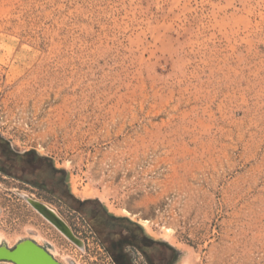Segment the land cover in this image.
Masks as SVG:
<instances>
[{
    "label": "rangeland",
    "instance_id": "1",
    "mask_svg": "<svg viewBox=\"0 0 264 264\" xmlns=\"http://www.w3.org/2000/svg\"><path fill=\"white\" fill-rule=\"evenodd\" d=\"M0 153V246L264 264V0H0ZM69 191L160 246L121 250Z\"/></svg>",
    "mask_w": 264,
    "mask_h": 264
},
{
    "label": "crops",
    "instance_id": "2",
    "mask_svg": "<svg viewBox=\"0 0 264 264\" xmlns=\"http://www.w3.org/2000/svg\"><path fill=\"white\" fill-rule=\"evenodd\" d=\"M29 152V151H28ZM0 159H4L7 163L9 162L10 158L7 155H3L0 153ZM14 165V164H13ZM58 169L56 167H54V165H52V172L51 174L55 176V173ZM43 175L45 176V178H47V173H43ZM49 179H52V176L49 175L48 177ZM71 193V192H70ZM72 194V193H71ZM78 198V197H77ZM81 200V199H80ZM87 200V199H84ZM81 200V201H84ZM101 202V201H100ZM103 206V207H102ZM83 212L88 213H92L91 215L94 214V216H98V219L100 220L101 218L105 221H109L111 223L110 225V231H115V236L114 238L117 237V241L119 243V245L121 246V250H122V244L125 246H133L134 248L138 245L141 246L139 243H142L143 237L145 239H147L148 245H144V247L146 246L147 249L149 250H143V252L147 251L149 252H155L153 251V248H158V246H160V241L157 239H153V237L149 236L146 231L144 230V227L142 225H140V223H138L137 221L132 220L129 217L126 216H122V215H116L114 213H112L110 210H107L104 208V205L101 202V206H99L98 204H85L84 208L82 209ZM102 213V214H101ZM122 218H127L125 222L122 223ZM101 219V220H102ZM137 224V225H136ZM137 227H136V226ZM111 236V234H110ZM146 236H149L148 238ZM142 238V239H140ZM124 239V240H123ZM138 239H140L138 241ZM137 240V244H135V241ZM134 243V244H133ZM150 244V245H149ZM148 246V247H147ZM154 246V247H153ZM158 250V249H157ZM156 254H158V252H156Z\"/></svg>",
    "mask_w": 264,
    "mask_h": 264
},
{
    "label": "water",
    "instance_id": "3",
    "mask_svg": "<svg viewBox=\"0 0 264 264\" xmlns=\"http://www.w3.org/2000/svg\"><path fill=\"white\" fill-rule=\"evenodd\" d=\"M30 202L42 215H44V217H46L51 223H53L64 235H66L70 240L74 241L75 243L80 244V240L73 234V232L64 223V221L60 219V217H58L51 209L36 201H30ZM32 246L35 248L39 247L41 253L44 256H47L52 264H60L45 249L38 246L35 242L31 240L22 241L13 249H8L4 246H0V250H1L0 264H7V263L33 264V261H31L28 255H27V261L22 257V255L25 254L24 249L26 247H32Z\"/></svg>",
    "mask_w": 264,
    "mask_h": 264
},
{
    "label": "trees",
    "instance_id": "4",
    "mask_svg": "<svg viewBox=\"0 0 264 264\" xmlns=\"http://www.w3.org/2000/svg\"><path fill=\"white\" fill-rule=\"evenodd\" d=\"M27 155V154H26ZM67 194L72 198V200L75 202V205H70V207H71V209L72 210H75V211H77L78 213H80V214H82V215H91L90 213H86V212H83L82 211V209L84 208V205L86 204H98L99 206H101V202L97 199H87V200H84V201H81L79 198H77L75 195H73V194H71L70 193V191L69 192H67ZM103 207V206H102ZM95 219H98V216H96L95 217ZM102 219V218H101ZM100 219V221H104L105 222V220H104V218L101 220ZM127 218H122V223L123 222H125V221H127L126 220ZM137 225V224H136ZM135 225V226H136ZM137 227V226H136ZM140 245H143V243H139Z\"/></svg>",
    "mask_w": 264,
    "mask_h": 264
},
{
    "label": "bare ground",
    "instance_id": "5",
    "mask_svg": "<svg viewBox=\"0 0 264 264\" xmlns=\"http://www.w3.org/2000/svg\"><path fill=\"white\" fill-rule=\"evenodd\" d=\"M38 208V207H37ZM39 246V245H38ZM25 254L22 255V257L27 261V255L33 261V264H52L51 261L47 256H44L41 253V250L39 247H26L25 249ZM1 251V250H0ZM19 256V255H18ZM23 261V260H22ZM24 262V261H23ZM31 264V263H27Z\"/></svg>",
    "mask_w": 264,
    "mask_h": 264
}]
</instances>
